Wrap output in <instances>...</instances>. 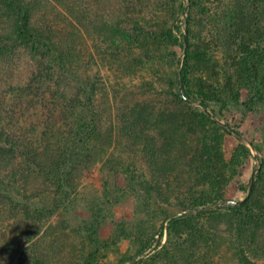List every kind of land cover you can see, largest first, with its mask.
<instances>
[{
    "label": "trees",
    "instance_id": "1",
    "mask_svg": "<svg viewBox=\"0 0 264 264\" xmlns=\"http://www.w3.org/2000/svg\"><path fill=\"white\" fill-rule=\"evenodd\" d=\"M184 38L181 80L198 107L178 86ZM204 108L221 121L227 110L264 114V0H0V215L12 220L0 264H103L112 248L113 264H208L224 246L240 262L246 246L264 249V155L249 197L226 204L250 151ZM226 134L238 142L229 157ZM117 136L126 160L108 158ZM104 156L140 198L136 219L112 221L107 238L117 186H104L77 229L65 214L80 172ZM161 228L154 252L133 260Z\"/></svg>",
    "mask_w": 264,
    "mask_h": 264
},
{
    "label": "rangeland",
    "instance_id": "2",
    "mask_svg": "<svg viewBox=\"0 0 264 264\" xmlns=\"http://www.w3.org/2000/svg\"><path fill=\"white\" fill-rule=\"evenodd\" d=\"M93 3V2H92ZM188 3V2H187ZM95 3L92 5V9L97 8ZM187 15V14H186ZM182 20V29L186 33V17L184 18L183 14L181 15ZM94 39L91 36L86 37V44L88 48H91L94 55H96L94 50ZM183 51V50H182ZM182 51H179L180 57L179 62L181 59ZM20 59L18 62V67L21 68L20 73L21 77L25 75V71L22 68L24 65V60H26L25 54L19 55ZM178 69V68H177ZM98 66L89 67L87 72L91 78L98 73ZM100 74V70H99ZM135 82V81H134ZM138 83V82H137ZM133 84V83H132ZM131 87H135L132 85ZM137 89V88H134ZM136 98L138 99H145L147 96H143L142 94H135ZM159 98L155 99L153 103L156 104L157 107L161 106V102L158 100ZM194 107H198L197 102L190 103ZM225 119L224 121L219 120L221 123L225 124V120L232 126H238V130L242 132V136L255 146H259L261 152L255 148V151L251 149L248 145L246 147L249 149V155L244 160H241L239 165L236 167L235 175L233 176L232 182L227 186L226 191V199L229 200H240L242 199L248 188V184L254 173V180L256 175L260 169V159L264 155V114L263 113H246L242 114L238 111L234 110H227L224 112ZM227 125V124H225ZM229 126V125H228ZM231 127V126H230ZM118 139V140H117ZM115 144L110 149L111 158L113 160L116 157H121L122 160H126L132 154V150H125L124 149V140L121 138H116ZM238 142L233 135H225L224 139V151L226 156H230L236 149ZM107 157H103L102 160H98L91 164L88 168H85L80 172V184L77 186L76 191V201H72L73 204L68 211H65L66 217L70 223V226L74 229H77L79 226L83 224L85 220L89 218L88 212V205L93 203L94 200L98 199L103 192L104 186H117L124 191V194L121 193L118 197L120 201H117L109 211H106V223L102 225L100 230V236L102 238H107L110 236L112 232V221H123L128 220L131 221L136 219L137 217V204L140 201V198H137L136 194L133 193L129 188H127L123 175L117 170V168H113V162L110 161L104 162ZM254 183V181H253ZM241 186H245V192H242ZM121 190V191H122ZM122 191V192H123ZM119 192V191H118ZM52 203V201H50ZM49 202V203H50ZM56 205H60V201L55 202ZM220 202L217 207H220ZM216 207V208H217ZM60 210L62 209V204L59 206ZM59 210V211H60ZM188 211V210H183ZM179 211V212H183ZM176 212V213H179ZM174 213V214H176ZM173 215V214H172ZM60 216V214H59ZM64 215H62L63 217ZM58 217V214L53 215V219ZM10 218V217H9ZM7 216L5 219L3 216L0 215V230L8 229L10 226L9 224L12 220L9 219ZM11 221V222H10ZM158 220L155 221L156 225H158ZM165 220L163 221V223ZM163 223L161 226H163ZM167 224V223H166ZM166 224L163 226L165 227ZM13 227V226H12ZM11 227V228H12ZM71 239L75 242L78 247L80 245V236L76 232L70 234ZM157 236V235H156ZM166 235L162 238V243H165ZM154 243V242H153ZM127 244L122 243L119 247V251L124 253L127 249ZM154 252V250L152 251ZM150 252L149 254H151ZM216 252V251H215ZM213 252L212 258L209 260L208 264H264V249L254 246L253 247H245V255L246 259L244 261H239L237 258L231 257L230 250L228 247L224 246L219 249V252ZM148 254V255H149ZM118 254L116 253L115 249L112 248L108 253V257L101 260L103 264H113L117 261ZM126 263V262H125ZM123 263V264H125Z\"/></svg>",
    "mask_w": 264,
    "mask_h": 264
},
{
    "label": "water",
    "instance_id": "3",
    "mask_svg": "<svg viewBox=\"0 0 264 264\" xmlns=\"http://www.w3.org/2000/svg\"><path fill=\"white\" fill-rule=\"evenodd\" d=\"M187 10H188V4L185 6L184 8V11H183V16L184 18L186 17V14H187ZM185 34V32H184ZM184 48H183V51H182V55H181V59H180V62H179V65H178V69H177V81H178V86H179V90H180V93L182 95V97L184 98L185 101H187L188 103H193V101L186 95L185 91H184V87H183V84H182V80H181V68H182V62H183V59L185 57V49H186V46H187V41L186 39L184 38ZM204 110L217 122L219 123V125L225 127L226 129H228L233 135H235L238 139H240L245 145H248L249 147H251L252 150L255 151V148L252 146L251 143H249L240 133H238L237 131H235L232 127L228 126V125H225L223 123H221L218 119L215 118V116L207 109V108H204ZM254 176L255 174L253 173L252 174V177L250 179V182L248 184V188H247V192L245 194V196L240 199V200H227L225 203L226 204H230V205H233V204H239V203H243L250 195L251 193V190H252V187H253V181H254ZM221 205V204H220ZM193 211H195V209H193ZM187 211H183V212H179V213H176V214H173L169 217H167L165 219V222L163 223V226L172 218L174 217H177V216H181L183 214H186ZM162 226V227H163ZM162 228L159 230L157 236H156V239L154 241V243L151 245V247H149L146 251L142 252L141 254L135 256L133 258V260H138L142 257H145L147 256L150 252H152L157 243H158V240H159V237H160V232H161ZM130 261L126 262L125 264H129Z\"/></svg>",
    "mask_w": 264,
    "mask_h": 264
}]
</instances>
